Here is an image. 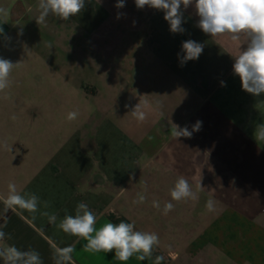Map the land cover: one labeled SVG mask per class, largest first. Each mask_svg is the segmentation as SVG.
<instances>
[{"label": "crops", "instance_id": "0c3cea01", "mask_svg": "<svg viewBox=\"0 0 264 264\" xmlns=\"http://www.w3.org/2000/svg\"><path fill=\"white\" fill-rule=\"evenodd\" d=\"M117 2L85 0L68 20L37 24L39 0H0V57L18 63L0 90V249L35 250L43 264L61 249H71L66 264H264V94L244 91L233 72L246 39L203 33L194 3L181 5L185 31L172 33L163 11ZM189 39L203 52L181 66ZM197 121L190 138L172 135L173 124L191 131ZM181 176L198 199H171ZM10 184L36 194L38 211L6 207ZM80 202L96 228L133 223L159 245L144 260L86 251L58 226Z\"/></svg>", "mask_w": 264, "mask_h": 264}, {"label": "clouds", "instance_id": "9594fccd", "mask_svg": "<svg viewBox=\"0 0 264 264\" xmlns=\"http://www.w3.org/2000/svg\"><path fill=\"white\" fill-rule=\"evenodd\" d=\"M138 9L145 6L163 11L164 19L170 26V32L183 33V9L186 10L194 3L196 14L199 17L197 27L211 37L228 36L231 41H238L243 36L246 39L247 47L239 52L234 58L233 72L241 80L242 89L254 96L264 94V0H134ZM125 0H118L116 7L123 8ZM40 14L36 18L37 24L45 22L50 14L59 17L61 20H68L70 17L79 14L85 7V0H39ZM0 15H7V12L0 8ZM119 18V14L117 16ZM3 29L0 28V34ZM51 48V44H49ZM183 56L180 57V64L183 66L189 60L198 59L203 52V45L194 40L182 42ZM179 56V54H178ZM18 63L0 57V90L9 86L10 73ZM222 86H226L221 82ZM132 114L139 120L145 118V114L138 104ZM76 112L69 113V119H75ZM202 122L197 121L192 130L187 126L181 128L173 124L172 135L177 139L180 137L190 138L193 132L199 131ZM264 128V125H261ZM264 139V135L259 137ZM11 194L5 200L6 207L20 206L30 212H37L39 207V197L34 193L25 195L18 194L14 184H10ZM171 199L181 201L185 199H198L190 187V184L183 176L179 177L172 188ZM145 197L138 194V199L133 203H143ZM48 202H44L47 208ZM153 207L160 209V203L153 201ZM205 207L214 210V201H207ZM171 202L165 203L163 214L173 210ZM49 222L55 223L57 216L43 212ZM97 217L89 209L88 205L80 202L75 209V215H65L60 221L59 228L65 233L78 236L87 241L84 249L88 252H112L115 251V258L120 261H127L134 254H139L138 258L144 260L150 257L154 246L159 245V237L156 233L142 232L134 230L133 223L124 221L114 224L106 222L96 228ZM5 233L0 231V240L4 239ZM71 249H61L56 257V264H66L71 259ZM0 258L4 264H43L40 254L35 250H20L15 246H8L0 249ZM163 257H157V264Z\"/></svg>", "mask_w": 264, "mask_h": 264}]
</instances>
